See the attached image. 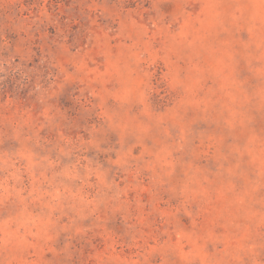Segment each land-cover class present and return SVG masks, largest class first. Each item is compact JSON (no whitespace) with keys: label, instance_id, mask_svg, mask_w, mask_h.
I'll return each instance as SVG.
<instances>
[{"label":"rangeland","instance_id":"1","mask_svg":"<svg viewBox=\"0 0 264 264\" xmlns=\"http://www.w3.org/2000/svg\"><path fill=\"white\" fill-rule=\"evenodd\" d=\"M0 264H264V0H0Z\"/></svg>","mask_w":264,"mask_h":264}]
</instances>
